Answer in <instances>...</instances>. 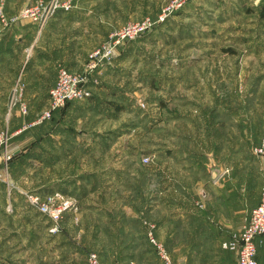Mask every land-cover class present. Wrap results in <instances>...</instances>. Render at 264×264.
Here are the masks:
<instances>
[{
	"label": "rangeland",
	"instance_id": "374dc122",
	"mask_svg": "<svg viewBox=\"0 0 264 264\" xmlns=\"http://www.w3.org/2000/svg\"><path fill=\"white\" fill-rule=\"evenodd\" d=\"M50 1L48 7L50 10L51 5L55 3L70 4L72 6L70 10H74L78 8L82 0ZM175 1H84L83 7L95 13L92 21L86 22L93 36L83 41L81 51L84 63L81 71H74L63 62L59 64L68 69L71 74L87 75L86 67L92 52H100V57L103 59L107 49L109 50L115 44V40L121 34L136 27L139 28L149 21L152 25L142 36L120 44L113 58H104L103 63L87 76L86 82L90 84L88 88L92 93L91 84H99L100 73L105 69L108 70V66L110 67L117 60L116 63L120 64L127 73L108 74V77L114 82L123 81L126 93V101L122 102L123 110L119 112L113 108L115 116H108L105 112H102L104 115L92 112L84 117L76 114L67 115L65 119L74 125L88 123L91 126L89 129L94 127L95 124L92 126V123L95 120L103 117L102 121L97 124V128L108 126L107 130L124 124L122 125L124 135L119 136L120 142L113 150V154L123 152V148H135L134 150L140 153L139 162L144 168L157 167L158 164L162 167H169L166 161L157 160L155 154L158 150L163 153L176 146L184 147L185 139L181 136H185L186 131L190 132V128L193 127L189 125L190 123L195 124L193 128L196 134H200L204 127L215 128L217 123L221 124L225 128L226 143L224 170L220 169L221 173L217 175L218 178L214 177L216 179L214 182H219V187H221L219 192L224 191L223 193L226 194L227 210L230 209L233 213L229 212L230 215H226L223 219V230L218 231L220 235L215 237V218L207 217V222L202 223L201 216H194L196 219L192 218L190 224L186 222L184 225V210L177 208L179 214L176 217L182 218L180 219L182 224L175 223L165 228L162 231L164 238L161 240L155 234L158 226L152 218L142 214L143 210L142 213L140 212L142 218L140 226L144 234L147 232L149 241L143 234L139 244L144 243L141 252L145 253L143 263H141L142 257H139V264H163L158 254L153 251L152 247L156 249V246L150 240L149 234H153L156 241H159L171 258L179 264H222V261L217 262L216 260L217 257L223 258V255L217 252L216 246L220 244V248L223 249V242L227 241L230 235L241 230L253 208L260 203L262 195L264 156H256L254 149L264 148V0H192L162 21L161 16L164 10L168 11ZM40 2L41 0L30 1L20 10ZM84 25L82 28H85ZM41 28L42 26L39 25V29ZM90 44L91 48L88 49ZM129 46L130 49L122 55V52ZM107 61H112V63ZM123 74L128 75L125 77L122 76ZM58 89L59 78L56 76L53 85L48 89L47 107L34 112L25 99L23 103L28 107L29 113L26 115L19 110L20 116L25 118L23 126L15 132H0V134L7 133L6 144L11 154L8 165L2 163L0 166L1 170H4V176L0 182L11 192H16L25 199L23 206L19 207L22 212L20 218L26 220L32 212L35 217L43 218L49 224V234L43 235L42 239L37 238L38 242L35 241V246H33L34 254L29 261L23 264H88L87 255L90 252H96L101 261L107 264L102 260L99 252L92 247L81 248L74 257L66 253L64 257L60 256L61 261L60 257L54 254L58 251L57 245L60 246L61 242L58 240L61 238L56 237L62 233L61 221L68 214L76 215L78 211L76 207L73 209L77 202L74 196L65 194L64 198L68 200L70 208L68 207L63 219L61 218L57 224L41 215L28 200L27 194L35 192L42 197L53 194L55 191L46 193V190L40 191L34 188L45 182L47 177L50 180L63 175L62 168L51 169L52 166H50L49 170L44 169L46 171H43L41 162L37 159L31 161V167H27L30 166L28 162L22 163L25 153L39 156L40 127L46 125L47 122H52V117L63 110L68 114L72 107V105L67 106L70 102L62 107L55 106V101L50 97ZM88 99L72 102L85 103ZM114 100V103H120L118 97ZM47 111L51 113V116L41 122ZM82 127L85 128V126ZM209 128L205 129V132L210 136L212 131ZM31 130H33L32 134L38 133L34 143L19 150L21 159L11 163L14 156V152L10 151L12 138ZM177 131L182 133L179 132L180 135L176 137L175 132ZM113 146L114 144L111 148ZM102 151L104 152L97 151L94 157L86 155L82 148L79 150L80 161L78 162L74 157L71 163L80 165V171L97 169L101 165L113 166L115 159L118 161L116 163L126 167L125 161L129 157L110 158L112 155L110 150ZM235 156L238 158L233 160ZM214 168L216 169V166ZM214 191L215 197L209 196L207 202L210 203L209 210L217 214L219 211L216 210L218 203L222 201V196L217 195L216 187ZM202 197L199 192L198 200L206 199ZM193 203L200 213L205 212V209L201 210L198 207L204 204L197 206L196 200ZM9 210H12L11 207ZM210 215L211 213L207 214V216ZM177 220L179 219L174 222H178ZM173 232H177L179 236L178 241L175 242L176 251H172L175 256L170 253L169 248L172 239L174 243ZM188 234H192V238L185 240ZM208 235L212 237L207 239ZM46 239L51 245L48 255L35 250L36 248L44 249ZM185 244L192 246L190 254H186L185 250L190 249H185ZM64 247V245L60 246L59 250L61 251ZM16 249L21 248L17 246ZM25 254L28 256V251ZM124 262L125 258L121 255L109 264H124Z\"/></svg>",
	"mask_w": 264,
	"mask_h": 264
},
{
	"label": "crops",
	"instance_id": "0c3cea01",
	"mask_svg": "<svg viewBox=\"0 0 264 264\" xmlns=\"http://www.w3.org/2000/svg\"><path fill=\"white\" fill-rule=\"evenodd\" d=\"M30 1L33 0H8L7 10L10 14L14 13ZM84 1L82 0L74 10H57L46 19L41 29L38 24L23 21L11 29L0 31V132H15L23 126L25 118L19 114V104L25 99L34 112L47 107L48 89L54 83L60 63L63 62L74 71L82 70L84 63L82 44L84 40L93 36L86 22L92 21L91 19L95 17L94 11L83 7ZM83 25L85 28H82ZM90 48L91 44L88 46V49ZM116 61L108 66V70L100 73L99 84H91L92 93L100 102H104L106 107L103 112L108 116H115L113 106L109 102L115 101L118 96L120 98L126 96L123 81L114 82L108 77V74L127 73ZM125 75L128 74L122 76ZM94 106V103L78 102L71 107L67 115L76 114L84 117L86 114L98 112L91 110ZM98 113L104 115L102 112ZM101 119L92 123V126L95 124L92 129H89L91 126L88 123L74 125L66 120L65 116L59 124L51 126L47 122L40 127L41 168L43 171L49 170L50 166L51 169L62 168L63 175L50 180L47 177L39 187L32 188L48 191L54 186L64 187L74 194L73 198L77 201L73 206V209L76 207L78 210L76 215L68 214L61 221L62 233L56 237L61 238L58 239L61 241L59 245L65 247L60 251V246L57 245L58 251L54 253L56 257H64L66 253L74 257L81 248L92 247L107 264L121 255L125 258L124 264H139L140 256L143 263L145 252H141V249L144 243L139 244L144 234L140 226L142 219L140 214L143 210L142 214L152 218L158 226L155 234L161 240L164 238L162 231L165 228L175 223L182 224L180 220L182 218L176 217L179 214L177 208L184 210V225L186 222L190 224L194 216H201L202 223L207 222V217L215 218L214 235L215 237L220 235L218 231L223 230V219L233 213L232 210H227L226 194L224 191L219 192L221 189L219 182H214L216 181L214 177L218 178L217 175L224 170L226 143L225 128L221 124L217 123L215 128L207 127L212 131L209 136L205 132L206 127L200 134H196L193 128L195 124L190 123L189 125L193 127L190 128V132L185 133L184 147L170 148L175 151L173 154H166L165 151L162 153L159 150L155 154L157 160L166 161L169 167L158 164L157 167L144 168L139 162L140 153L138 150L135 151V148H123V152L113 154V150L120 142L119 136L124 135L122 131L124 124L107 130L108 126L97 128ZM32 132L33 130L26 131L12 138L10 142L12 149H9L14 155L34 143L38 133ZM179 132H175L176 137L182 133L178 134ZM82 148L88 156L95 157L97 151L110 150L112 154L110 158L116 156H120V159L129 158L125 161L126 167L116 163L118 161L115 159L113 166L101 165L97 169L80 171V165L71 161L74 157L80 161L79 150ZM236 158L238 157L232 159ZM33 159L29 158L28 161L31 162ZM214 187L217 195L222 196L216 210L219 211L217 214L209 210L210 203L207 202L209 196L215 197ZM199 192L202 198H206L205 200H198ZM102 194L103 196H100ZM195 200L197 206L204 204L198 206L201 210L205 209L204 213H200L195 206L193 203ZM24 202L25 199L21 195L11 192L0 182V264H23L29 261L34 254L33 246L37 238L42 239L43 235H47L45 223L43 227L39 226L42 223L41 219L35 217L32 212L26 220L19 217L22 215L19 207L23 206ZM9 207L12 210H9ZM209 213L211 215L207 216ZM176 219H179L178 222H174ZM172 235L174 243L171 238L169 248L170 253L175 256L173 252L176 251L175 242L179 236L177 232H173ZM191 236L192 234H188L185 240L191 239ZM210 237L212 235H208L207 239ZM229 237L226 240H229ZM44 244V249L35 250L48 255L51 246L49 240L46 239ZM17 246L21 249L15 250ZM184 248L190 249L185 250L186 254H190L192 246L185 244ZM216 248L217 252L223 255V258H216L217 262L238 264L234 251L222 249L220 244ZM26 251L28 256L25 254ZM257 260L258 264H264V235L257 239Z\"/></svg>",
	"mask_w": 264,
	"mask_h": 264
},
{
	"label": "built area",
	"instance_id": "2783aa9c",
	"mask_svg": "<svg viewBox=\"0 0 264 264\" xmlns=\"http://www.w3.org/2000/svg\"><path fill=\"white\" fill-rule=\"evenodd\" d=\"M192 0H176L170 9L164 10V14L161 16L163 21L173 12L182 8L184 4ZM50 0H41L32 6L25 7L15 14H10L7 10L8 0H0V31H6L13 26L23 22L29 21L30 23L43 25L48 16L53 15L58 9L64 8L70 10L72 6L70 4L59 5L57 3L52 4V8L48 9ZM47 17V18H46ZM147 24V25H146ZM141 27H136L133 30H129L126 33L121 34L110 49L106 51L103 59L106 57L113 58L117 54V49L123 42L136 39L142 34H145L152 25V22H146ZM114 38V37H113ZM100 52H92L90 54L89 64L86 67L88 69L87 75L83 74H71L65 67L59 66L57 69V78H59V89L51 95V99L55 101V106L62 107L67 102L84 100L89 98L92 93L88 88L90 84H87V76L90 72L96 70L98 66L103 63ZM110 60V59H108ZM110 62V61H107ZM112 61L110 62V64ZM20 110L24 114L29 113L28 107L21 102L19 104ZM51 116L50 112H46L41 119L44 121ZM40 122V123H41ZM7 133L0 134V166L2 163L8 165V161L11 160V154L8 152ZM256 156H264V148L256 147L254 149ZM148 161V160H146ZM4 176V170L0 167V180ZM28 200L41 215L50 219L53 223L57 224L58 221L64 217L65 211L69 207L68 200L64 198L65 194L61 191H55L53 194H47L46 197H42L39 194L32 193L27 194ZM49 196V197H48ZM63 199V200H62ZM70 208V207H69ZM10 209V207H9ZM63 219V218H62ZM154 228V227H153ZM58 231L54 229V231ZM264 235V176L262 185V195L260 203L253 208L245 224L238 233L232 234L229 240L225 241L222 246L224 249L231 250L237 253L239 264H258L257 260V239ZM150 240L156 246L157 254L163 264H179L175 262L166 248L161 245L159 241H156L153 234H149ZM88 264H104L99 255L96 252H90L87 255ZM118 264V263H114Z\"/></svg>",
	"mask_w": 264,
	"mask_h": 264
},
{
	"label": "trees",
	"instance_id": "16d2710c",
	"mask_svg": "<svg viewBox=\"0 0 264 264\" xmlns=\"http://www.w3.org/2000/svg\"><path fill=\"white\" fill-rule=\"evenodd\" d=\"M129 49H130V46L129 47H126L125 51L122 52V55L125 52H127ZM118 99L120 100V103L119 102L114 103V101H111V102H109V104H111L115 110L121 112L123 110V108H124L122 102L125 103L126 97L125 96H121V98H120V96H118ZM75 103L74 102H70V103H68L67 106H69V105H72L73 106ZM85 103H94L95 106L91 108V110H93V111H98V112L105 111V107L106 106H104V102H100V100H98V98L93 93H92V95L89 97V99ZM66 115H67V113H65V110H63L62 112L58 113V116H57V114H55L52 117L53 118V121L50 122V125L52 126V125H56L57 123L59 124L60 122H62L64 120V116H66ZM181 137L184 138L185 136H181ZM39 148H40V145H39ZM164 153H166V154H173V153H175V151H173L171 149H167V150H165ZM21 156H22V154H21ZM19 158L21 159V157H20L19 154L14 155L13 158H12V162L11 163H14L15 161H18ZM29 158H34V159H37L38 161L41 162L40 153H39V156H36V154L33 155V154H30L29 153V154H24V157H23V160H22L24 162H22V163L28 162V164L30 163V166H31L32 165L31 162L28 161ZM58 190H60L61 192H63L66 195H69V196H73L74 195V194H71V192H69L68 189H66V188L64 189V187H58V186L51 187L48 191L46 190V193H51V192L58 191ZM41 222L42 223H45L44 224L45 225V230L47 231L46 234L48 235L49 234L48 233L49 224H47L46 221L43 218H41ZM42 223H40L39 226L43 227V224ZM145 236H146L145 239L148 240L147 232L145 233ZM152 248H153L154 253L157 254L156 253V249L154 247H152ZM167 248H168V246H167ZM225 250H227V249H225ZM229 251H231V250H229Z\"/></svg>",
	"mask_w": 264,
	"mask_h": 264
}]
</instances>
